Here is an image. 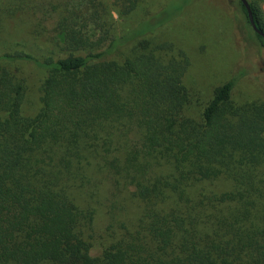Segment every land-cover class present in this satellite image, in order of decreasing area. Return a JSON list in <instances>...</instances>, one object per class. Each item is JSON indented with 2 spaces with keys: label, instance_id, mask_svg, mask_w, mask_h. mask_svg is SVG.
Here are the masks:
<instances>
[{
  "label": "trees",
  "instance_id": "trees-1",
  "mask_svg": "<svg viewBox=\"0 0 264 264\" xmlns=\"http://www.w3.org/2000/svg\"><path fill=\"white\" fill-rule=\"evenodd\" d=\"M141 1L0 0V264H264V100L237 101L239 72L190 114V59L155 38L188 0L117 33ZM23 18L48 54L11 36Z\"/></svg>",
  "mask_w": 264,
  "mask_h": 264
},
{
  "label": "rangeland",
  "instance_id": "rangeland-1",
  "mask_svg": "<svg viewBox=\"0 0 264 264\" xmlns=\"http://www.w3.org/2000/svg\"><path fill=\"white\" fill-rule=\"evenodd\" d=\"M169 1L142 0L129 16L119 17L115 14V31L122 33L130 29ZM187 2L184 14L174 19L172 24L157 31L155 38L156 41L171 42L173 44L171 50L169 49L171 54L183 50L190 59L184 77L192 98L189 113L201 112L204 105L212 99L215 88L239 72H243L244 75L235 88L237 101L264 100V46L250 29L242 10L238 9V2L236 0ZM259 6L264 20V0L259 1ZM25 19H21L23 23L19 22L18 28L11 29V36L18 40H28L37 53L48 54L54 44L47 41L45 35L34 37L33 24L27 25ZM46 25V30L50 31L47 36L51 37L52 22ZM19 72L27 79L24 113L35 115L40 107V86L44 73L32 64H21ZM217 184L225 187L219 182ZM108 242V238L102 235L96 240L93 253H100Z\"/></svg>",
  "mask_w": 264,
  "mask_h": 264
},
{
  "label": "water",
  "instance_id": "water-1",
  "mask_svg": "<svg viewBox=\"0 0 264 264\" xmlns=\"http://www.w3.org/2000/svg\"><path fill=\"white\" fill-rule=\"evenodd\" d=\"M241 1L243 2V4L245 5V7L247 9L248 18H249V21H250V24H251L253 30L256 31L257 33H259L260 35H262L264 38V31H262L258 27V24L256 22V19H255V16H254V13H253V10H252V7H251L249 1L248 0H241Z\"/></svg>",
  "mask_w": 264,
  "mask_h": 264
}]
</instances>
